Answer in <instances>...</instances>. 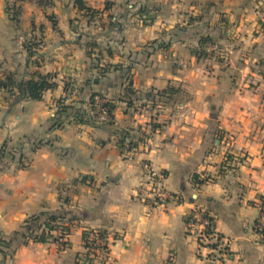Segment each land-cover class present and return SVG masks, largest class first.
<instances>
[{"label":"crops","instance_id":"obj_1","mask_svg":"<svg viewBox=\"0 0 264 264\" xmlns=\"http://www.w3.org/2000/svg\"><path fill=\"white\" fill-rule=\"evenodd\" d=\"M10 2L0 0V77L52 74L57 87L40 100L0 89V239H12L0 264H87L84 233L96 230L110 261L91 264H210L190 224L198 206L228 240L213 264H264V0H85L93 18L74 0L24 1L19 24ZM169 85L180 91L162 96ZM93 93L115 100L112 124L92 119ZM58 101L70 106L61 126ZM147 167L165 176L163 204L144 192ZM44 212L76 217L66 250L28 237L39 223L26 220Z\"/></svg>","mask_w":264,"mask_h":264},{"label":"trees","instance_id":"obj_2","mask_svg":"<svg viewBox=\"0 0 264 264\" xmlns=\"http://www.w3.org/2000/svg\"><path fill=\"white\" fill-rule=\"evenodd\" d=\"M30 1L36 3L38 6L42 8H47L51 6L53 0H11L6 7V13L9 15L10 19L14 21L16 24L20 23V18L23 9V2ZM75 6L78 8L80 12H83L86 17L93 18L96 14L99 13L98 10L92 9L87 6L85 0H74ZM110 6V2H107L106 7ZM203 41V40H202ZM26 51L30 58L35 57L37 54V49L39 48V43L35 40H27L25 44ZM87 55L92 56L96 49L99 48V45L96 41L90 40L86 43ZM100 76H104L108 71L107 67H102L99 69ZM97 80V79H96ZM98 81V80H97ZM57 87V83L54 81V75L52 74H42L37 72L35 77L29 80H17L16 76L12 72H5L2 77H0V89L4 90L7 93V100H23V99H31V100H40L43 97L45 91L54 89ZM67 89V88H66ZM180 91V88L175 87L174 85H169L166 89H164L161 93L162 96L167 95V97H171L173 94H176ZM136 94V91L132 87V83H129L125 89L126 102L128 105L131 104V96ZM96 96L103 97L107 99V103L104 104L108 109V120L103 123L112 124L114 121V112L116 109L115 100L99 93H93L90 97V105L93 112L92 119L97 121L99 117V112L97 108L94 106V98ZM58 111L56 118L57 126H61L62 122L60 120L61 115L68 113L70 109L69 105L64 104L63 101H58ZM77 116H80L77 115ZM80 120H83L80 118ZM84 121V120H83ZM122 134V133H121ZM124 134V133H123ZM122 136H125V134ZM133 146V144L131 143ZM5 147L6 144L0 149V159L5 157ZM197 181V179H196ZM199 182V181H197ZM261 202L264 205V196L261 197ZM76 217L68 216V213H49L44 212L40 214H36L31 216L28 220H26L25 227L30 228L32 222H38L39 225L35 231H31L29 229L28 237L33 239L36 242H48V241H57V232H61L62 235L70 234L72 227L76 225ZM190 221V220H189ZM97 232L98 235L105 237L107 236L106 232L102 230H96L92 232H85V246H89V236L90 234ZM12 244V239L7 241L4 239H0V252L6 256L8 252L5 248H10ZM68 244V243H67Z\"/></svg>","mask_w":264,"mask_h":264},{"label":"built area","instance_id":"obj_3","mask_svg":"<svg viewBox=\"0 0 264 264\" xmlns=\"http://www.w3.org/2000/svg\"><path fill=\"white\" fill-rule=\"evenodd\" d=\"M219 48L215 44L210 45V51H217ZM107 103V99L96 96L94 98V106L99 112V121L108 120V109L104 106ZM124 152L132 154L134 152V147L129 142H125L123 146ZM145 194L148 198L154 201L156 204H163L172 198V195L166 189L165 186V176L164 174L152 167H147L145 175ZM260 216L256 223V231L259 235L261 241H264V205L262 202L259 204ZM191 221L190 224L195 226L196 235L200 241L201 247H210L211 254L207 257L210 264L216 261H221L228 254V240L221 237L215 230L213 225V218L210 212L201 206L195 207L190 213ZM57 241L56 243L61 250H66L68 248V237L67 235H62L61 232L56 233ZM89 246H87V255L81 258L83 263L91 264L94 258H101L105 263L110 261V242L109 236L102 237L98 235L97 232L90 234Z\"/></svg>","mask_w":264,"mask_h":264},{"label":"rangeland","instance_id":"obj_4","mask_svg":"<svg viewBox=\"0 0 264 264\" xmlns=\"http://www.w3.org/2000/svg\"><path fill=\"white\" fill-rule=\"evenodd\" d=\"M74 21V22H73ZM81 20L80 19H76V18H73V20H72V22H73V24H75V25H77V23H79ZM76 33H78L77 31H76ZM208 47H209V44H208V46L204 49V53H207V54H215V55H218L219 53H220V51H210L209 49H208ZM201 49H202V46H201ZM8 148V147H7ZM13 150V149H12ZM7 164V163H6Z\"/></svg>","mask_w":264,"mask_h":264}]
</instances>
